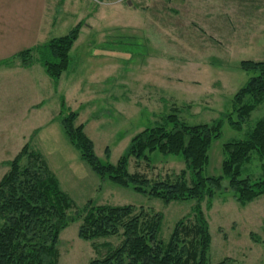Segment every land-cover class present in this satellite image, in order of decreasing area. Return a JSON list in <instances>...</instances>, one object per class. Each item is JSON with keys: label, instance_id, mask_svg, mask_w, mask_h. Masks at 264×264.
Instances as JSON below:
<instances>
[{"label": "rangeland", "instance_id": "rangeland-1", "mask_svg": "<svg viewBox=\"0 0 264 264\" xmlns=\"http://www.w3.org/2000/svg\"><path fill=\"white\" fill-rule=\"evenodd\" d=\"M67 2L64 19L48 33L46 29V36L34 31L28 39L30 13L34 16L44 6L60 2L0 0V63L83 23L68 68L57 82L45 74L38 57L28 69L17 60L13 69L0 67V179L8 163L29 144L44 158L73 213L88 203L143 208L161 214L159 238L166 242L178 221L193 216L197 203L166 205L131 186L102 181L68 142L62 120L77 114L75 125L84 127L103 165H115L133 137L161 125L169 115L188 126L222 121L221 137L213 141L202 173L221 176L223 145L244 139L264 117L263 102L240 131L225 121L233 96L253 75L242 71L240 63L264 62V0ZM148 156V164L130 160L128 173L155 182L173 179L184 169L180 157L157 152ZM260 165L252 153L241 178L259 180ZM201 210L211 239L209 264L224 259L264 264V196L242 207L230 194L221 193L204 201ZM78 227L74 222L61 232L58 264H89L98 257L92 243L78 239ZM104 243L115 247L119 239L95 242Z\"/></svg>", "mask_w": 264, "mask_h": 264}, {"label": "trees", "instance_id": "trees-1", "mask_svg": "<svg viewBox=\"0 0 264 264\" xmlns=\"http://www.w3.org/2000/svg\"><path fill=\"white\" fill-rule=\"evenodd\" d=\"M83 23L66 35L52 38L41 46L27 49L0 66L19 65L28 69L38 57L45 74L57 82L67 70L71 50ZM240 69L253 74L233 96L232 112L225 117L230 128L240 131L249 116L264 102V62H241ZM235 117V118H234ZM78 116L69 113L62 120L68 142L102 181L148 195L168 205L195 201L193 216L178 221L166 242L159 238L162 216L132 206H93L80 212L61 190L44 158L26 144L8 163L0 179V264H58L59 236L71 223L78 222V239L92 243L98 257L89 264H209L210 235L201 210L204 201H213L221 193L230 194L244 207L264 196V117L242 140L223 145L221 176L204 177L209 149L221 137L222 121L212 125L188 126L175 115L167 116L159 126L133 137L126 153L115 165L101 164L93 143ZM180 157L184 169L173 179L152 182L139 173L129 174L130 160L148 164L153 153ZM109 152L106 149L105 154ZM255 153L261 178H241L242 169ZM226 180L227 185H223ZM72 213V215H71ZM191 219V220H190ZM119 239L117 246L95 244L98 240ZM217 264H235L224 259Z\"/></svg>", "mask_w": 264, "mask_h": 264}, {"label": "crops", "instance_id": "crops-1", "mask_svg": "<svg viewBox=\"0 0 264 264\" xmlns=\"http://www.w3.org/2000/svg\"><path fill=\"white\" fill-rule=\"evenodd\" d=\"M57 1H59L60 3L57 5L55 4L52 7L46 5V6H44V8H42L41 12H38L34 16L32 13H30V17L32 16V18H31L32 21H30V25L28 26V31H27L28 34H26L28 39H29V36L32 33H34V31H36V33L39 36L40 35L46 36V33H45L46 29H47V33H48V29H53L57 25V22L64 19L63 15H65L64 14V10H65L64 9V7H65L64 1L65 0H57ZM67 4L72 5V0H68ZM33 37L36 38L37 36L33 35ZM55 38H57V37H55ZM0 67H2V66H0ZM4 68L13 69L14 66H11V67L4 66Z\"/></svg>", "mask_w": 264, "mask_h": 264}, {"label": "built area", "instance_id": "built-area-1", "mask_svg": "<svg viewBox=\"0 0 264 264\" xmlns=\"http://www.w3.org/2000/svg\"><path fill=\"white\" fill-rule=\"evenodd\" d=\"M94 3H99V0H90ZM130 0H116V3H125V2H129Z\"/></svg>", "mask_w": 264, "mask_h": 264}]
</instances>
